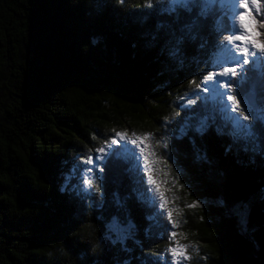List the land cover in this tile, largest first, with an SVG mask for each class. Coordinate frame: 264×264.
I'll return each mask as SVG.
<instances>
[{"label": "trees", "instance_id": "16d2710c", "mask_svg": "<svg viewBox=\"0 0 264 264\" xmlns=\"http://www.w3.org/2000/svg\"><path fill=\"white\" fill-rule=\"evenodd\" d=\"M167 2L0 0V264H172L167 214L131 155H113L122 145L99 190L81 186L86 160L116 132L152 134L168 121L178 194L205 207L183 210V242L200 250L192 264H264V124L251 121L260 149L233 140L197 87L216 46L213 19L203 22L204 48L188 42L173 57L165 38L178 22ZM113 217L131 219L139 245L112 243Z\"/></svg>", "mask_w": 264, "mask_h": 264}, {"label": "snow or ice", "instance_id": "6c2138e0", "mask_svg": "<svg viewBox=\"0 0 264 264\" xmlns=\"http://www.w3.org/2000/svg\"><path fill=\"white\" fill-rule=\"evenodd\" d=\"M261 9H264V3L261 0H168L163 9L169 14H175L178 22V26L175 28L169 26L170 30L165 38V47L169 55L173 57H179L183 46L188 42L200 40V47L204 48L207 38L200 34L204 27L203 22L210 17L213 19V28L218 36L212 56L206 62L210 66V71L203 78L204 84L212 82L210 88L213 91V96L203 99H212L215 102L224 119L231 123L233 140L237 143L243 142L244 151H256L261 148V145L256 143L255 126L251 121L255 120L258 124H264V32L260 31L261 28H264V21L257 19V14H264ZM181 12L188 15L182 23H179ZM224 15L228 18L227 25L224 24L222 18ZM247 65H251V67H245ZM217 69L219 70L217 71ZM238 76L239 80L236 79ZM217 77L225 79L218 80ZM257 77L259 78V88L256 83ZM246 82L249 83V87H241ZM197 87L203 91L209 90L203 85H197ZM237 88L240 89L239 92H237ZM241 100H243V105ZM232 113H236V115H232ZM245 121L249 123H244ZM207 126V118L200 119L195 130L203 134ZM187 128L188 124L185 122L180 127L179 134L185 135ZM115 136L116 138L111 139L108 147L124 140L135 145L138 148V153L136 149H119L113 155L121 156L125 152L131 153L135 160L134 170L137 174L147 173L148 183L153 185V189L161 201V206L167 208L169 200L165 193L170 189L163 187L167 181L157 180L154 177L156 171L154 164L160 161L153 159L156 157V153L151 151L152 145L149 143L152 134L138 135L133 132L129 135L128 132H116ZM97 151L103 154L105 147L102 146ZM86 163L94 164L95 161L89 157ZM91 171V169H87L88 173ZM161 171L163 170L161 169ZM84 184L89 189L95 187L99 190V185L90 175L81 177V186ZM113 196L115 203L119 205L121 202L119 193H113ZM167 215L173 227H176V222L172 220V211L168 210ZM108 228L109 232L115 236V239H112L113 244L124 245L129 239H132L137 245L140 244V241L135 238L136 225L131 219L120 221L113 217ZM171 235L175 240L177 233L173 232ZM107 238L111 239V235ZM188 247V245H180L178 240L175 241V246L169 248V252L174 258L172 264H181V257L191 259L187 255ZM123 250L131 251L126 246ZM124 264H128V261H125Z\"/></svg>", "mask_w": 264, "mask_h": 264}, {"label": "rangeland", "instance_id": "374dc122", "mask_svg": "<svg viewBox=\"0 0 264 264\" xmlns=\"http://www.w3.org/2000/svg\"><path fill=\"white\" fill-rule=\"evenodd\" d=\"M262 3H264V0H261ZM241 11H243V9H241ZM264 9H261V12L263 13ZM255 14V13H254ZM262 15L263 14H257V19L262 20ZM261 31V30H260ZM239 43V42H237ZM259 55V53H258ZM245 67H248L245 66ZM219 69H217L218 71ZM239 76L236 78L238 80ZM216 79L218 80H222L225 78L222 77H217ZM240 79V78H239ZM212 82H208L207 84H204V81L202 82V85L204 87H208V91H205L203 95L204 97H212L213 96V91L210 88ZM237 92H239V88H237ZM209 93L211 94V96L209 95ZM203 101H212L214 102L212 99H203ZM215 103V102H214ZM241 104L243 105V100H241ZM232 115H236V113H232ZM220 117H223V115L221 114ZM229 122V121H227ZM226 122V123H227ZM230 123V122H229ZM244 123H249L248 121H245ZM161 128V127H160ZM153 136H151V139L149 141V143L152 145L151 151H154L156 153V157H154L153 159H157L160 162L159 163H155L154 164V168L156 169V171L154 172V177L157 180H165L167 181V184L164 185L163 187L170 189V191H166L165 195L167 197V199L169 200V203L167 205V208L163 207L165 210V213H168V210H171L173 213L172 216V220H174L176 222V227H173V224L171 221H169V224L171 226V230L172 233L175 232L177 233V236L175 238V241H179L180 245H188L189 247L187 248V255L191 257V259H184L183 257H181V264H192L193 262L196 261V258H194L196 255H199L200 250L199 248L194 245L191 242H183L184 238H183V223H182V218H183V213L184 212V208H186L185 210H192L197 208V210H201L203 209V205H199L198 203L195 204H190V202H188V200H184L182 196H180L178 194V190L180 189V186L183 182L182 180V176H181V171L179 170V160L178 157L176 156L177 151L174 149V141L173 139H175L174 136V127H173V122L172 121H168V123L164 122L162 124V128L160 131H153ZM130 135V133H129ZM140 135V134H138ZM119 145H122L121 149H136V152L138 153V148L135 145H132L131 143H127L124 140H120V142L118 143ZM115 148V145H111L110 147H108L105 152L103 154H99L95 159H93L95 161L94 164H89V168L92 171L90 173H86V175H90L92 176L95 180L96 183L98 185H100V180H101V169L103 167V165L106 162V159L108 157V155L113 151V149ZM125 154H129L132 157L131 153L125 152ZM102 158H99L101 157ZM132 160L135 163V160L132 157ZM166 162V163H164ZM142 160H141V165H142ZM161 169L163 171H161ZM145 173L146 176V180L148 181V177H147V173ZM164 173H167V175H164ZM149 185L151 186V190L153 192V195L157 198V200L159 201V203H161V201L159 200V197L157 196L156 192L153 189V185L151 183H149ZM182 187V186H181ZM89 189V188H87ZM93 192H97L96 188L93 187L91 188ZM90 190V189H89ZM191 205H196V206H191ZM205 208V207H204ZM246 213H241V221H242V225L244 224V226L246 225ZM166 217L168 218V215H166ZM113 236V238L115 239V236L113 234H111ZM174 260V258L171 256L170 253V262L172 263Z\"/></svg>", "mask_w": 264, "mask_h": 264}]
</instances>
